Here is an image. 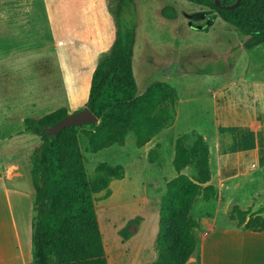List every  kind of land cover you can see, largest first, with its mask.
Segmentation results:
<instances>
[{
	"label": "crops",
	"instance_id": "1",
	"mask_svg": "<svg viewBox=\"0 0 264 264\" xmlns=\"http://www.w3.org/2000/svg\"><path fill=\"white\" fill-rule=\"evenodd\" d=\"M78 1L43 0L44 17L50 40L43 43L42 50L38 49L43 51L49 48L48 51L37 57L40 60L52 57L58 63L59 85L55 84L59 98L64 102L59 108L65 107L68 113L85 107L93 71L100 58L111 49L116 35L115 23L108 9V0H86L89 6L86 8V4L82 10L72 6L77 5ZM19 13L25 14V12ZM12 14H18V11ZM3 17L4 13H0V18ZM164 18L170 22L175 21L177 25V14ZM218 18H213L207 31L188 24L186 33L198 38L202 37L201 46H204V41L210 40L213 45L211 48L217 51V54H225L230 50L229 47L234 48L229 36L238 37L240 46L243 47L246 39L240 38L238 35L240 33H236L233 27H228L231 24L227 22L222 26L217 25ZM178 30V27L174 26L175 38L180 39ZM185 46L181 45L180 48ZM259 46L250 50H245L243 47L244 53L240 56V60L246 59L249 52ZM174 50L177 55L180 49L178 46L171 49L172 55ZM29 51L31 50L15 49L11 56L4 58L16 59L14 62L20 63L19 59L30 56ZM172 61L174 63L173 58ZM245 61L238 62L230 71L228 68L181 69L162 75L161 82L170 84L177 93L176 116L173 124L160 131L142 147L135 145L136 136L130 132L126 136L124 146L115 144L105 148L111 149L117 145L119 146L117 151L111 154L120 152L131 154L127 151V146L131 145L134 151L129 158V164L145 163L154 171L153 176L141 177L140 180L143 193H149L150 199L144 196L142 200L144 204L137 216L141 220L136 231L127 238L102 236L108 264H153L156 261L155 245L159 230L161 197L166 191L167 181L178 175L173 166L175 140L181 135L192 132L201 135L208 143L210 183L215 187L217 196L208 201L200 197L193 206L191 214L198 222V227L195 229L197 244L186 264H264V231L252 232L258 233L252 235L249 233L251 231L239 227L237 222L231 219L234 225L232 230L220 229L218 220L212 216V211L224 200L222 190L226 188L225 183L233 177L243 175L244 163L248 159L264 160V80H260L253 71L249 72V67L242 65ZM142 66L145 67L144 63ZM150 85L147 84L141 91L137 89V94H142ZM50 89L47 91L50 96L43 95L42 92L37 93L36 89L28 90L27 87L9 94L3 92L0 94V146L4 147L3 150L8 157L6 162L3 161L4 164L0 165V192L8 196L5 204L8 207L11 204L9 195L14 196L20 218L25 204L29 210L31 207L33 209L35 189L30 176V156L38 147L35 138L30 137V132L26 131L24 120L38 119L54 111L50 107L51 101L54 100L52 94L54 88L50 87ZM17 125H22V128L19 127L17 130ZM156 145L160 146L158 159L155 163H149L148 153ZM83 149L87 156L88 145ZM1 152L2 148H0ZM10 165L12 169H8ZM123 165L125 175L123 179L118 180L119 182L125 181L128 174L127 164ZM257 167L258 163L250 164L251 169ZM181 173L193 177L196 170L192 166H187ZM115 181L116 179H112L110 182L111 193L108 198L115 196L113 189ZM234 205L237 204L229 206L228 218ZM96 208L98 213L102 214V207ZM239 208L249 210L250 214L263 216L264 213V204L257 203L255 198L247 207ZM11 215V221L8 220L7 224L15 228V237H0V264H36L32 237H18L17 221L14 213ZM5 223L1 213L2 228L7 226ZM5 227L3 229H6ZM143 227L149 230V237H137ZM121 229L119 228L118 232ZM117 238L124 241L131 255L120 254L114 249L113 241Z\"/></svg>",
	"mask_w": 264,
	"mask_h": 264
},
{
	"label": "trees",
	"instance_id": "2",
	"mask_svg": "<svg viewBox=\"0 0 264 264\" xmlns=\"http://www.w3.org/2000/svg\"><path fill=\"white\" fill-rule=\"evenodd\" d=\"M186 1L208 8L215 17L247 36L244 49L264 43V0H239L233 8L226 7L238 0ZM129 8L135 9L133 0H108L116 28L115 40L93 71L85 104L99 123L80 126L91 153L115 144L124 146L130 132L136 136L137 147H142L175 120L177 93L170 84L155 82L137 94L133 72L136 24L126 26L122 19L123 11ZM208 26L203 25L200 30L207 31ZM68 114L61 107L41 118L24 120L26 131L40 140L30 156V176L35 189L32 234L35 263L108 264L95 195L105 191V197L110 196L111 180L123 179L125 169L122 165L101 162L88 174L78 127L63 128L55 135L50 131ZM159 147L156 145L149 151V163L158 159ZM173 166L178 175L167 181L161 197L157 259L153 264H186L197 244L198 222L191 214L193 206L200 197L208 201L217 196L210 183L209 146L201 135L192 132L175 140ZM187 166L195 168V176L181 173ZM229 219L251 232L264 231V216L250 214L238 205L232 207ZM140 220V217L129 220L119 234L129 237L126 229L133 223L138 225Z\"/></svg>",
	"mask_w": 264,
	"mask_h": 264
},
{
	"label": "rangeland",
	"instance_id": "3",
	"mask_svg": "<svg viewBox=\"0 0 264 264\" xmlns=\"http://www.w3.org/2000/svg\"><path fill=\"white\" fill-rule=\"evenodd\" d=\"M133 1L135 9L124 10L122 19L126 26L136 24L137 41L133 71L139 91L147 84L163 81L162 75L164 76L166 73L174 72L175 70H219L228 68V71H230L234 65L244 60L246 61L242 65H247L249 72L253 71L260 80H264V43L256 50L250 51L246 59L240 60L244 49L240 46L238 37L233 36V38H230L229 36L234 48L231 49L229 47L230 50L225 54H217L218 52L211 48L213 45L210 40L204 41V46H201L202 37L198 38V36L195 37L186 33L188 24L198 29H201L203 25L211 24L210 22L215 16L208 8L192 4L186 0ZM85 5L86 8L89 6L86 0H79L77 5L74 4L72 6L75 9L82 10ZM16 11H18V14H12ZM19 12H25V14H20ZM0 13H4V17L0 18V48H2V50L0 49V94L2 92L9 94L12 91H20L27 87L28 90L32 89L35 91L36 89L37 93L42 92L43 95L50 96L47 91L51 90V87L55 90L53 89L54 100L51 101L50 107L55 110L63 106L64 102L59 98L55 84L59 85L58 63L52 57L47 60L37 58L41 53L48 51L49 48L43 51L38 49L43 48V43L50 40V33L44 17L43 0H0ZM176 14L178 15L177 25L175 21L170 22V20L164 18L165 16L170 17ZM216 24L222 26L225 25V22L218 18ZM174 26L179 29L180 39L178 37L175 38ZM228 27L233 26L230 25ZM232 29L236 33H240L238 34L240 38L243 37L247 40V36L243 35L238 29L234 27ZM181 45L186 46L180 48ZM221 45H223V42H221ZM177 46L180 49L179 53L176 55L174 50L172 55L171 49ZM13 49H30V56L19 59L20 63L14 62L16 59H5V56H11L14 52ZM172 58L174 63H172ZM143 63L145 67L142 66ZM19 127L22 128V125H17V130H19ZM86 128L88 129L89 127ZM83 129V127H78L82 151H84V146L87 147L88 145L87 137L83 136ZM29 136L35 138L37 146L40 145V140L37 136L32 133ZM118 147L116 145L111 149H104L96 154L88 152L86 156L88 158V163H86L88 174H92L95 167L101 162L122 165L123 167V164H127L128 174L126 180L123 182L116 180L113 183L115 196L108 198L105 197L104 193L95 195L97 199L95 208L102 207L103 211L100 214L96 208L98 223L103 237H122L118 229H123L128 220L139 216L144 204L142 201L144 196L150 199L149 193H143L140 180L141 177L153 176L154 171L145 163L129 164V158L134 151L131 145L127 146V151L131 154L124 152L111 154L116 152ZM0 148H2L0 153V165L2 166L4 164L3 161L8 157L5 155L4 147L0 146ZM251 163H258V167L251 169ZM8 169H12V165ZM244 170L243 175L233 177L225 183L226 188L222 190L224 200L219 207L212 211V216L218 220L220 229L232 230L234 226L227 216L230 205L237 204L239 207H247L253 201V198L256 199L257 203L264 204V160L248 159L244 163ZM1 192L0 216L2 213L6 222L5 225L8 220L11 221V214L14 213L17 221L18 237H32L33 217L35 215L32 207L29 210L25 204L21 211L22 218H20L14 196L9 195L11 204L8 207L5 205V199L8 196ZM137 226L134 223L128 226L126 229L128 236L136 231ZM3 228L0 225V237H15V228L12 225L7 224L6 229ZM148 232L149 230L143 227L137 237H149ZM249 233L258 235V233ZM261 235L263 237V234ZM113 247L120 254L131 255L127 245L119 238L113 241Z\"/></svg>",
	"mask_w": 264,
	"mask_h": 264
},
{
	"label": "water",
	"instance_id": "4",
	"mask_svg": "<svg viewBox=\"0 0 264 264\" xmlns=\"http://www.w3.org/2000/svg\"><path fill=\"white\" fill-rule=\"evenodd\" d=\"M238 2L239 0L233 6H228L226 8H233L235 5L238 4ZM217 4H219L218 1ZM97 123H99L98 117H96L92 113V111H90L87 107H84L79 111L69 113L64 119H62L53 127H51L50 131L53 135H55L61 129L69 126L80 127V126H89Z\"/></svg>",
	"mask_w": 264,
	"mask_h": 264
},
{
	"label": "bare ground",
	"instance_id": "5",
	"mask_svg": "<svg viewBox=\"0 0 264 264\" xmlns=\"http://www.w3.org/2000/svg\"><path fill=\"white\" fill-rule=\"evenodd\" d=\"M5 201H6V199H5Z\"/></svg>",
	"mask_w": 264,
	"mask_h": 264
}]
</instances>
